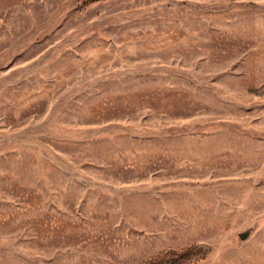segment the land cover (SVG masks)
<instances>
[{"label":"rangeland","instance_id":"1","mask_svg":"<svg viewBox=\"0 0 264 264\" xmlns=\"http://www.w3.org/2000/svg\"><path fill=\"white\" fill-rule=\"evenodd\" d=\"M189 249L264 264V0H0V264Z\"/></svg>","mask_w":264,"mask_h":264},{"label":"trees","instance_id":"2","mask_svg":"<svg viewBox=\"0 0 264 264\" xmlns=\"http://www.w3.org/2000/svg\"><path fill=\"white\" fill-rule=\"evenodd\" d=\"M170 254H172L171 252L169 253H164L163 255L161 256H157L155 257L154 259H152L151 261H149V264H157V262L161 259V258H165V257H168V256H171ZM179 253L177 252H174L172 254V257H170V260H172V264L173 262L176 263H179L181 262L183 259L185 258H189L190 256H192V249H189V250H186L184 251L180 256L178 255ZM176 256V257H175ZM180 260V261H179Z\"/></svg>","mask_w":264,"mask_h":264},{"label":"water","instance_id":"3","mask_svg":"<svg viewBox=\"0 0 264 264\" xmlns=\"http://www.w3.org/2000/svg\"><path fill=\"white\" fill-rule=\"evenodd\" d=\"M252 236H253V230L252 229L245 231V232L240 234V238L244 242H247L248 240H250L252 238Z\"/></svg>","mask_w":264,"mask_h":264}]
</instances>
